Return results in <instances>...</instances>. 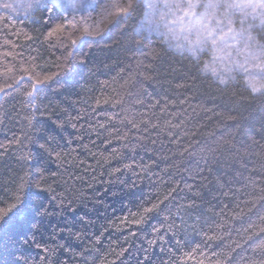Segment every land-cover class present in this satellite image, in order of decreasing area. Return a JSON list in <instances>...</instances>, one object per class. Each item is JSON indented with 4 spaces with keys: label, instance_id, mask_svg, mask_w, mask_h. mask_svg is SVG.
<instances>
[{
    "label": "trees",
    "instance_id": "trees-1",
    "mask_svg": "<svg viewBox=\"0 0 264 264\" xmlns=\"http://www.w3.org/2000/svg\"><path fill=\"white\" fill-rule=\"evenodd\" d=\"M1 1L0 88L13 87L0 94V213L18 203L24 225L0 235L2 264L264 260V96L142 30L145 0L121 21L103 15L120 0H95L75 16L99 25L83 40L48 36L71 14ZM251 35L264 43L259 25ZM21 68L44 81L34 97Z\"/></svg>",
    "mask_w": 264,
    "mask_h": 264
},
{
    "label": "snow or ice",
    "instance_id": "snow-or-ice-1",
    "mask_svg": "<svg viewBox=\"0 0 264 264\" xmlns=\"http://www.w3.org/2000/svg\"><path fill=\"white\" fill-rule=\"evenodd\" d=\"M94 6L95 0H86V2L85 0H29L27 4L29 9L47 8L57 15L71 14L72 20L66 19L65 23L55 25L48 36L63 33L71 27L73 30L81 31V40L97 34L95 30L99 25L94 23L92 25L94 30L90 31L87 19L91 17L87 19L80 17L78 21L80 28L77 29V24L74 23L75 16L81 10ZM137 6L136 0H120L105 8L103 15L105 18L114 16L117 21L125 20L133 15ZM3 7L8 9L12 8V5L5 3ZM146 7L149 11L145 15V20L149 25L153 23V16L157 13H159L160 21L165 20L168 15L175 17L172 23H179L181 30L186 33V44L180 47L186 48L196 61L197 70L201 74L207 73L210 69L215 82L226 87L230 82L235 81L233 73H237L243 77V82L252 95L264 96V43H260L251 35L256 21L259 22V27L264 29V0H146ZM161 7L168 11L159 12ZM69 42L72 46L77 45V40L71 39L70 35ZM209 52L211 53L210 63H202L201 57ZM217 64H223L224 70L218 71L215 66ZM19 70L25 75L20 76L16 83L19 84L20 81L25 80L34 81L32 90L27 93L28 96L34 97L37 86L44 81L34 79L26 68ZM33 71H35L34 67ZM12 87V85H6L0 88V94L7 95L8 89ZM40 147L43 148L44 145ZM57 157L59 158V154ZM23 158L30 160L31 156ZM23 187L24 184L21 183L20 188L23 189ZM48 190L51 191L50 188ZM16 199L19 201V197ZM157 208L158 205L153 204L151 207L144 208L143 213H151ZM19 211L18 203L9 204L3 209L0 213V235L14 228H23V222L17 218ZM42 214H46V210H42ZM36 247L42 246L37 244ZM42 251L49 253L47 247H43ZM14 264H22L21 259H17ZM259 264H264V260L259 261Z\"/></svg>",
    "mask_w": 264,
    "mask_h": 264
},
{
    "label": "rangeland",
    "instance_id": "rangeland-1",
    "mask_svg": "<svg viewBox=\"0 0 264 264\" xmlns=\"http://www.w3.org/2000/svg\"><path fill=\"white\" fill-rule=\"evenodd\" d=\"M24 1V0H22ZM29 1V0H25ZM86 2V0H85ZM146 4V0H145ZM0 6H2V1L0 0ZM148 9L146 7V13H148ZM168 10L161 7L159 9V12H167ZM145 13V15H146ZM175 20V17L172 15H168L167 18L163 21H160L159 19V13L154 14L153 16V23L151 25L148 24V22L145 20V16L143 18V21L140 25V28H143L147 33L156 32L164 35L165 37L171 39L172 41L176 42L177 45H185V35L186 33L181 30V25L179 23H172V21ZM157 21H159L157 23ZM143 25V26H142ZM259 25V22H255V26ZM171 30V31H170ZM229 43H232V41H229ZM209 56H211V53H207ZM235 58V57H234ZM210 63V62H209ZM216 67H220L223 69V64H217Z\"/></svg>",
    "mask_w": 264,
    "mask_h": 264
}]
</instances>
